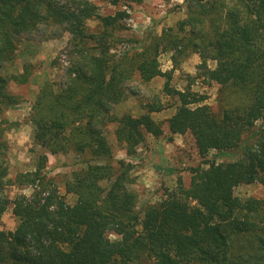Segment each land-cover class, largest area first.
Instances as JSON below:
<instances>
[{
    "label": "trees",
    "instance_id": "trees-1",
    "mask_svg": "<svg viewBox=\"0 0 264 264\" xmlns=\"http://www.w3.org/2000/svg\"><path fill=\"white\" fill-rule=\"evenodd\" d=\"M101 1L116 10L100 15L93 0H0V117L22 101L10 86L28 83L32 73L31 64L6 72L20 37L41 26L69 37L65 86L44 82L30 106L38 149L32 172L7 178L0 127V220L8 209L16 219L12 231H0V264H264V200L234 195L239 186L264 185V0H184L175 30L141 40L129 33V14L120 7L142 0ZM124 43L136 47L117 52ZM165 52L174 53V65L198 55L203 81L218 86L216 111L203 104L205 96L172 88V71L158 61ZM157 77L174 103L148 106L139 116L112 113L126 83ZM171 107L169 135H190L201 157L213 150L234 161L192 170L187 186L178 180L138 212L131 165L114 158L107 128L114 126L118 146L132 157L147 136H163L152 113ZM69 154L82 166L60 195L44 168L48 156ZM9 185L31 194L9 198Z\"/></svg>",
    "mask_w": 264,
    "mask_h": 264
},
{
    "label": "rangeland",
    "instance_id": "rangeland-1",
    "mask_svg": "<svg viewBox=\"0 0 264 264\" xmlns=\"http://www.w3.org/2000/svg\"><path fill=\"white\" fill-rule=\"evenodd\" d=\"M93 2L100 15L111 14L116 10L114 6L101 0H93ZM120 9H126L129 14L125 21L129 33L140 40L148 32L159 35L166 28L175 30L177 22L185 17L184 0H142L140 4L132 5L130 8L122 6ZM87 25L93 28L96 23L89 21ZM68 38V34L63 29L41 26L35 32L24 34L19 39L16 60L6 72L20 73L24 64H31L33 68L28 83L10 86V90L21 98L20 104L14 109L5 110L0 117V122L6 120L11 124L6 126L0 123V127L5 128L4 139L8 146L6 152L7 178L10 180H14L19 173L34 170L38 149L33 144V127L27 117L37 91L44 82H53L55 88L62 89L65 86V71L68 68L66 53ZM135 47L133 43H124L118 46L117 52ZM173 54V52H165L158 57L160 69L163 72L172 71L169 83L172 88L178 91L187 88L205 96L203 104L216 111L218 86L203 81L198 55L178 57V63L174 65ZM207 66L213 68L214 63L207 61ZM164 82V78L157 77L146 84L135 80L126 83L124 85L125 98L112 108V113L139 116L148 110V106L156 108L161 104L174 103L175 99L162 94ZM173 112L174 107L152 113V118L162 123L163 136L159 138L147 136L145 142L137 147L136 154L132 157L126 156L118 146L113 135L114 126L109 125L107 128V140L114 158L125 160L131 165V189L137 196L136 209L138 212H141L144 206L157 202L165 189H174L178 180L187 186L191 180L192 170L205 169L210 163L234 161V157L222 156L213 150L201 157L190 135H169L164 122ZM77 166L82 165L79 159L73 158L71 154L48 156L44 172L46 176L55 178L60 195L64 194V183L70 179L71 172ZM5 192L9 198H13L16 194L29 196L31 188L18 189L9 185ZM234 195L241 199L251 197L264 200V185L239 186L235 188ZM66 200L71 203L74 198L67 196ZM0 221V231H12L16 225V219L12 216L10 209L2 215ZM109 238L115 240L117 237L111 234Z\"/></svg>",
    "mask_w": 264,
    "mask_h": 264
}]
</instances>
